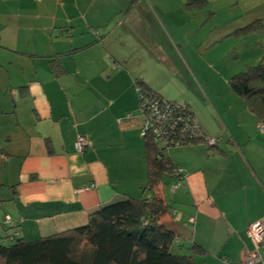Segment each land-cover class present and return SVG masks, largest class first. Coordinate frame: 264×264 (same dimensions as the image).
<instances>
[{"label": "crops", "instance_id": "1", "mask_svg": "<svg viewBox=\"0 0 264 264\" xmlns=\"http://www.w3.org/2000/svg\"><path fill=\"white\" fill-rule=\"evenodd\" d=\"M185 1L0 0V235L6 216L20 235L36 239L83 225L100 205L144 193L145 116L136 83L154 86L153 66L134 58L138 36L146 34L141 48L152 49L151 26L170 28ZM238 4L236 23L223 25L227 34L264 23V0ZM244 37L228 42L236 57L220 73L219 88L201 66L191 80L194 95L185 104L216 142L197 139L168 153L184 173L178 197L187 217L174 209L162 222L183 248L199 245L194 264H245L243 254L254 249L247 228L264 217V114L228 84L262 54L256 49L248 60ZM80 136L87 142L82 152L75 149Z\"/></svg>", "mask_w": 264, "mask_h": 264}, {"label": "trees", "instance_id": "2", "mask_svg": "<svg viewBox=\"0 0 264 264\" xmlns=\"http://www.w3.org/2000/svg\"><path fill=\"white\" fill-rule=\"evenodd\" d=\"M204 1L186 0L184 4L195 6ZM228 84L258 116L264 114V61L233 74ZM144 140L147 182L142 189L152 190L149 196H126L100 205L83 225L36 239L24 238L14 221L3 220L8 232L0 235V264H194L196 250L202 249L194 243L183 248L176 233L164 225L162 217L169 209L156 192L163 177L177 181L172 172L178 166L149 139ZM173 246L177 247L174 251Z\"/></svg>", "mask_w": 264, "mask_h": 264}, {"label": "rangeland", "instance_id": "3", "mask_svg": "<svg viewBox=\"0 0 264 264\" xmlns=\"http://www.w3.org/2000/svg\"><path fill=\"white\" fill-rule=\"evenodd\" d=\"M182 9L179 14L175 15L173 19L175 24L170 28L162 23L161 28L151 26L153 30L150 29L147 33L151 34L148 38L153 39L152 49L141 48L142 37L146 34L138 36V50L134 58H137L138 62H149L153 66L149 73V79L154 86V91L164 99L187 104L186 99H192L194 95L192 81L197 80L194 71L199 74L200 66L202 69L204 68L205 76L206 74L209 76L214 88H219L221 85L220 73L227 72L231 60L236 57L235 53L229 50L234 47L231 44L232 47L229 48L228 42H230L231 37L245 36L242 41H245L244 52L249 50L248 56L250 58L248 60L254 56L256 49L262 50L261 56H257L258 58L253 62V65L264 60V27L259 25L261 22L252 23L249 30L247 27L241 28L230 32V34H227L230 28L223 27L224 24L236 23L233 20L238 18L241 9L238 0H205L202 4L195 6H188L183 3ZM225 33L226 35L222 36ZM260 41L261 45L259 44ZM237 50L239 53L236 52V55L239 54L238 57L242 59L244 53L241 49L237 48ZM209 63H213L214 66L213 64L209 65ZM241 64L244 67L243 62ZM219 143L220 141L217 145ZM203 145L205 146V143ZM205 148L211 152V149L206 146ZM202 163H204L203 160ZM224 173L222 172V174ZM174 182L175 180L169 176L163 177L162 182L156 187V192L164 198L170 215L171 213L175 215L174 209H177L179 210L178 216L181 214L185 219L187 210L182 206L178 197L184 192L181 189L172 192L170 185ZM151 192L152 190L147 189L144 195ZM239 217L243 218L242 210L239 211ZM215 226L217 228L222 227L221 223ZM4 230L8 231V228L6 227ZM198 237L201 236L198 235ZM218 241V235H215L214 242ZM176 248L173 246L172 251Z\"/></svg>", "mask_w": 264, "mask_h": 264}, {"label": "built area", "instance_id": "4", "mask_svg": "<svg viewBox=\"0 0 264 264\" xmlns=\"http://www.w3.org/2000/svg\"><path fill=\"white\" fill-rule=\"evenodd\" d=\"M136 89L140 101L139 107L145 116L142 135L159 149L160 154L166 155L170 148L183 146L197 139L204 140L208 145L216 142L215 137L205 135L193 113L188 112L185 103L164 99L148 92L140 85H137ZM258 130L264 133V120L259 121ZM86 145L84 136L78 137L75 141V149L78 152H82ZM172 175L177 177V181L170 186L173 192L180 188L183 172L178 167ZM189 220H193V217ZM10 221L6 216L4 223ZM247 236L252 241L254 249L243 254L245 264H264V217L248 226Z\"/></svg>", "mask_w": 264, "mask_h": 264}]
</instances>
